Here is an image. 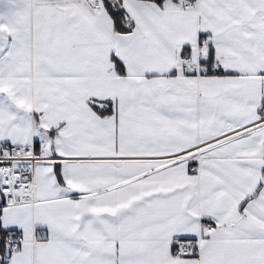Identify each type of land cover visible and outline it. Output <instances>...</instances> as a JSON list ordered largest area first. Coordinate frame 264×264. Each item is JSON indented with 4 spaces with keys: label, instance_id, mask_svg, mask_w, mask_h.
<instances>
[{
    "label": "snow or ice",
    "instance_id": "snow-or-ice-1",
    "mask_svg": "<svg viewBox=\"0 0 264 264\" xmlns=\"http://www.w3.org/2000/svg\"><path fill=\"white\" fill-rule=\"evenodd\" d=\"M0 264H264V0H0Z\"/></svg>",
    "mask_w": 264,
    "mask_h": 264
}]
</instances>
